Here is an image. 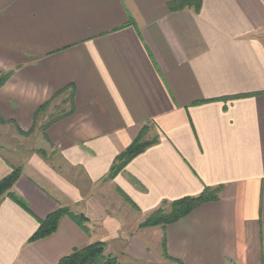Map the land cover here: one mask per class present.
Here are the masks:
<instances>
[{"label":"crops","instance_id":"obj_1","mask_svg":"<svg viewBox=\"0 0 264 264\" xmlns=\"http://www.w3.org/2000/svg\"><path fill=\"white\" fill-rule=\"evenodd\" d=\"M172 1L0 0V132L35 140L0 149L24 204L1 203L0 264H58L97 242L119 264H264V0ZM148 123L159 142L107 180ZM218 187L178 222L141 227ZM59 209L87 230L64 216L31 241Z\"/></svg>","mask_w":264,"mask_h":264},{"label":"trees","instance_id":"obj_2","mask_svg":"<svg viewBox=\"0 0 264 264\" xmlns=\"http://www.w3.org/2000/svg\"><path fill=\"white\" fill-rule=\"evenodd\" d=\"M201 4L202 0H174L168 4V10L170 12H179L186 9H192L195 12H199ZM8 78L9 74H0V87L7 81ZM49 105L50 104L47 103L40 107L36 115L40 112L46 111L49 108ZM50 124L51 122H49L46 127ZM152 130L153 125L150 123L142 127L134 142L115 159L107 180L114 179L130 161L159 142V136L157 134L152 135V139L148 138V131L152 132ZM21 174V167L13 168L12 172L7 177L0 180V206L5 198H11L19 204L24 205L16 194L13 193V188L20 179ZM220 190V187L205 188L203 193L197 197H187L172 203H163L159 209L155 210L141 224V227L166 226L178 222L189 215L198 206L204 203L217 201ZM165 206H168L169 210H166ZM64 216H69L80 227L87 230L85 227L87 219L84 215H75L68 209H59L39 223V228L33 235L31 241H38L54 234L59 227L60 220ZM105 248L106 245L102 242L91 244L85 248L75 250L72 254L63 258L58 264H119L115 257L106 255Z\"/></svg>","mask_w":264,"mask_h":264},{"label":"rangeland","instance_id":"obj_3","mask_svg":"<svg viewBox=\"0 0 264 264\" xmlns=\"http://www.w3.org/2000/svg\"><path fill=\"white\" fill-rule=\"evenodd\" d=\"M148 135H149V139H152L153 136L152 135H155L156 134V131L155 130H152V132L148 131ZM14 135V132H10V130L6 129L5 131H1L0 132V149L6 153V149H10V146L8 145H15V148L18 149V148H26L25 150L27 151L29 149L30 146H34L35 147V140H34V137L32 138H28V136L26 137L27 139V142H30L29 146L26 147V145H21V142L24 141L23 138H14L13 137ZM5 137V138H4ZM3 141V142H2ZM28 145V143H27ZM11 149H14L13 147H11ZM15 168H18V167H15ZM165 209L166 210H169V207L168 206H165Z\"/></svg>","mask_w":264,"mask_h":264}]
</instances>
